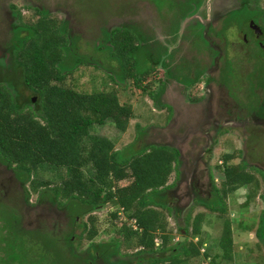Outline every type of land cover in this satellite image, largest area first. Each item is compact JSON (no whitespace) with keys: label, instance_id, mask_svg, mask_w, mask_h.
Segmentation results:
<instances>
[{"label":"trees","instance_id":"1","mask_svg":"<svg viewBox=\"0 0 264 264\" xmlns=\"http://www.w3.org/2000/svg\"><path fill=\"white\" fill-rule=\"evenodd\" d=\"M147 1H156L160 7L164 4V0ZM189 1L175 3V14L185 11L182 17L186 16L193 9ZM36 12L38 19L32 17L17 27L12 69L3 76L0 73V166L21 185L22 206L46 203L56 211L63 210L72 231L58 236L41 226L27 227L21 206L0 198V264H195L200 258L210 259L209 264H231L235 244L229 205L243 187H252L248 198L255 196L259 183L252 170L256 168L249 167L245 160L235 164L239 152L220 156L221 167H216L221 173L220 183L212 187L210 199L199 197L196 202L223 222L220 255L203 253L207 242L202 227L204 212L186 214L184 226L175 224V230L168 224L169 218L176 219L181 212L171 206L168 194L174 186L168 184L171 176L178 180L180 174L178 149L153 144L140 150L130 145L118 151L110 139L93 133L94 127L107 122L125 132L134 117L133 108L121 103L114 91L86 93L67 83L73 72L83 66L94 67V61L79 53V38L71 36L66 20ZM240 13L250 18L247 7ZM175 20L170 32L165 33L168 43L177 30ZM101 30L103 44L98 42L92 51L108 49L121 77L114 74L111 78L120 86L131 81L136 90L161 108L171 77L172 56L141 27L118 24L111 31ZM158 68L166 70V83L161 81L157 89H152L153 82H145ZM198 76L185 84L195 82ZM22 90L37 98L35 104L32 97L24 98ZM42 167L63 169L65 177L58 184L39 181L34 176ZM32 195L37 196L35 206L29 204ZM102 208L108 210L105 223L118 227V235L112 242L95 244L102 225L96 212ZM82 217L86 221L80 222ZM73 228L79 233L75 234ZM175 232L184 240H175ZM254 235L264 245V210ZM122 247L132 253L119 259Z\"/></svg>","mask_w":264,"mask_h":264},{"label":"rangeland","instance_id":"2","mask_svg":"<svg viewBox=\"0 0 264 264\" xmlns=\"http://www.w3.org/2000/svg\"><path fill=\"white\" fill-rule=\"evenodd\" d=\"M32 1L36 4H44L46 8H56L67 13L69 20L71 21L72 35H79L82 38L78 37L79 39H77L76 43L79 53L92 58L94 61V67L90 65L78 68L77 71L73 72V74L68 77L66 82L72 83L76 86V89L86 93L97 92L100 90L114 91L117 93L121 103L129 104L133 108L134 117L130 121L125 132L118 131L112 123L107 122L103 126L94 127L91 130L93 133L110 139L114 143L115 149L118 151H122L130 145H134L133 148L135 150H140L144 146L153 144L170 145L173 143L171 138L172 135L179 138L183 137L184 128L180 127V125L187 120L185 114H190L189 119L192 123L199 116L200 108L190 107L186 104V100L183 98V89L180 86L170 83V87L168 86L169 88L161 98V101L166 105L163 104L160 108L147 95L136 90L131 81L123 82V85L120 86L111 78L114 74H117V77L119 78L121 77L118 75L119 67L114 60L110 58V53L107 51L108 49L100 52H96L95 50L92 51L93 46L98 42H101L103 38V31L101 28L111 30L118 24H128L141 27V29L153 39H156V37L158 38L159 36L166 37L165 33L170 32L173 24V22L169 23L168 20H170L171 14L166 10L173 9V11L178 13L173 0H164V4L160 3L162 7H160L155 0V3L148 2L147 0ZM193 1H196L197 3L202 2V0ZM155 7L159 10L163 9V11H158ZM23 12L25 14L23 16H30V10L23 9L22 13ZM55 16L59 18L58 20L62 18V16L57 13ZM7 27V23H2L0 25V44L8 42L9 34L7 33ZM197 29V27L190 26L189 36L192 38L189 39L190 45L188 47V45L183 43L181 49V51L183 53L185 52L186 56L191 58L193 62H187L186 65H175L176 71L172 77L180 84H185L186 80H188L192 74L195 75L194 77L198 76L197 74H200V71H198L199 69L196 70L194 68H205L203 61L209 62L210 59L208 58L212 59L215 54L211 46H209V43H207L204 34L202 32H196ZM215 34L220 38L218 33L215 32ZM228 34L229 31L226 34L223 33L225 36ZM16 35L17 31L13 29L12 38L9 44L12 42V39L16 44ZM156 40L159 41L158 39ZM101 44H103V41ZM222 49L224 55H229L227 49L225 50L223 47ZM246 49L247 52H249V46H246ZM256 49L257 48L250 46V51L252 53L246 54V63L241 61V63L236 64L235 61L240 60L235 58L234 63H231L226 61L225 57L219 62L220 67H222L224 63V67L220 70L222 78L219 80L223 82V88L226 90V94L228 93V96L230 97L227 98V96L224 99L225 102L231 104L232 100H234L238 105H244L248 112L257 111V109H255L256 101H254V99L256 95L260 93L255 92V90L264 87V53ZM242 52H239V54L241 55ZM95 66H97V68ZM213 75V77L217 79V73H214ZM162 78L161 71H155V73L152 74V77L147 79L145 84L152 81L153 85L151 88L155 89V84L157 83L154 81L161 80ZM254 79H257V85L254 82H251ZM211 87L213 89L215 101V96H217L219 90L216 84ZM197 89V92H195V94H197L196 96L201 94V84L197 85ZM220 92L225 95V92L221 88ZM21 93L25 99L31 96L34 98L33 95L26 90H22ZM189 96L190 92H188V97ZM169 103H173L178 110L177 121H173L169 111ZM247 136L249 137V140L247 143L245 142V144L242 142V135L234 136L236 140L235 142L231 138L232 134L230 136L220 137L218 144L213 148L214 150L211 155L209 170L214 179H219L221 173L218 172V169L216 168L218 165L221 167V163L219 164V158L222 154L232 152H239L235 164H239L243 157L244 160L247 161L249 167L256 168L252 170L257 176L256 178L259 183V189L256 190L255 196L248 198L251 194L252 187H243L235 192L233 195L235 202L231 201V205H229L228 216L233 220L232 228L235 244L234 258L231 264H264V245L258 243L254 235L258 225V218L260 217L262 210H264V201L261 199L264 198V176L262 175L264 173V131L260 132L259 130H253V134ZM192 137L200 138L199 134H194L189 138L192 139ZM200 140L203 141V138H200ZM200 144L202 145V143ZM204 144H208V142L206 141L203 145ZM182 150L185 152L186 150H189V148L185 146L182 147ZM197 152L198 150L196 151V154ZM127 157L128 156L125 158ZM201 171L204 172L203 169ZM205 176L202 178V182L206 181ZM64 177L65 171L63 169L56 170L49 167L40 168L34 176V178L39 181H51L53 184L60 183ZM219 183L220 180L215 184L218 185ZM168 184L174 185L170 190L175 189L178 182L175 180L174 175L171 176ZM178 191L179 196L183 197L181 201L182 211L178 218H169V221L167 220L169 227L175 230V224L179 223L181 226H184V216L188 213L194 216L199 212H204L206 216L205 223L202 227L207 242L206 245L203 246L202 252H207L210 256L215 254L220 255L218 241L223 227L222 220L216 219L214 214L209 213L208 210H204V208L197 205L195 201L191 202L186 195L187 190L185 184H181ZM0 198L4 203H12L15 207H19V205L21 206L20 213L23 217V223L27 227L36 228L41 226L49 229L52 233L58 236L65 235V233L72 231L71 227L67 224V218L65 219L66 216H62L63 210H59L58 212L54 206H50L46 203H40V205L36 207L22 206L23 189L17 180L15 181L12 173L5 171L2 166H0ZM36 198V195H32L29 204L35 206ZM6 210L9 212L11 211V209L8 208V205H6ZM107 211L106 208H102L96 212V216H98L100 224L102 225L99 227L100 233L95 244L111 241L118 235V227H112L113 225L109 224V222L108 225L105 223L108 218ZM56 212L58 214H55ZM242 212L247 213L243 214ZM120 216L123 217L122 214H120ZM79 221H86V217H82ZM73 231L76 232L75 234L79 233V230L77 229L74 230L73 228ZM174 236L175 240H181L180 237H183V235L177 237V232L174 233ZM197 239L198 238L194 239V241ZM85 246L86 244H83L82 248L84 249ZM121 250V255L118 257L119 259H123L125 254L132 253V250H127L125 247H122ZM209 261L210 259L203 260L200 258V260L195 261V264H209ZM139 264H146V262Z\"/></svg>","mask_w":264,"mask_h":264},{"label":"flooded vegetation","instance_id":"3","mask_svg":"<svg viewBox=\"0 0 264 264\" xmlns=\"http://www.w3.org/2000/svg\"><path fill=\"white\" fill-rule=\"evenodd\" d=\"M173 1L175 3H185L186 0ZM188 4L191 5L193 9L187 11L188 13L183 17L182 13L185 11H179V14L176 15L175 11L170 12L166 10L171 14L169 22L172 23L173 19H177L175 22L177 21L178 23L177 30L168 38L170 42L168 43L164 36L156 37L163 46V49H166L167 53L172 56V63L169 66V75L171 74V77L167 79L168 84H166L163 95L170 85L174 83L183 89L182 93L183 98L186 100V104L190 107L200 108V112L198 111L199 118L197 117L192 123L189 119L190 114H185L187 120L180 125V127L184 128L183 137L179 138L173 135L171 137L173 143L170 145L177 148L180 154V166L178 167L180 174L177 180V186L174 190H170L168 194L171 199V206L179 208L181 211V201L183 197L178 194L181 184L186 185V195L191 202H197L199 197L202 199H210L209 192L219 179H214L212 177L209 165L214 150L213 148L218 144L220 137L230 136L232 134L231 138L235 142L234 136L242 135V142L245 144V142L247 143L249 140L247 135H252L253 130H259L260 132L264 131V90L262 88L255 90V92L260 93L257 94L254 99V101H256L255 109H257V111L248 112L244 105H238L232 99H230L232 100L231 104L225 102L224 99L228 96V93L226 94V90L223 88V82L219 80L222 78L220 70L224 67V63L222 67L219 66V62L222 58L225 57V60L231 63H234L235 59L240 60L235 61L236 64L241 63V61L246 63V54L252 53L250 51V46L264 53V0H249L247 3H245V0H202L201 3L191 0ZM246 4L248 6H246ZM244 7H247L250 18L240 13V10ZM23 9L30 10V16H23L25 15L24 12L22 13ZM36 11L42 13L46 12L52 15L56 13L60 14L62 16L60 20L67 21L71 36L81 38L79 35H72L69 16L59 9H49L46 8L44 4H36L32 0H0V25L2 23H7V33L9 34L8 42L0 44V73L2 76L12 69L11 63L13 62L15 44L13 43V39L10 44L9 42L12 38L13 29L17 30V27L21 28L20 26L22 24L20 23L23 21L27 23L26 19L31 20L32 17L35 20L38 19V13ZM260 11L263 12V14H261ZM190 26L197 27L198 29L196 32H202L204 34L207 43H209V46H211L215 54L212 59L208 58L210 59L209 62L203 61L205 68H194L200 71L198 79L186 85L178 83L172 76L176 71L175 65H186L187 62H193L191 58L186 56L185 52L183 53L181 51L183 43L188 45V47L190 45L189 39H192L189 36ZM111 30L108 29V31ZM228 31L229 34L227 36L223 35V33L226 34ZM215 32L220 35V38ZM246 46H249V52H247L248 48L246 49ZM222 47L228 50L229 55H224ZM239 52H242V54L240 55ZM157 70L161 71L163 78L154 81L157 83H154L156 86L155 89H157L161 81L165 85V78L167 76L165 69L158 68ZM214 73H217V79L213 77ZM194 76L195 75L192 74L188 80H194ZM256 81L257 79H254L251 82L257 85ZM199 84H201V94L196 96L197 94H195V92H197V85ZM215 84L219 92L217 96H215L214 101V93L211 86ZM220 88L225 92V95L220 92ZM188 92H190L189 97ZM33 97L32 100L35 103L37 98L34 95ZM227 98L230 97L228 96ZM163 104L166 105L165 103ZM168 106L173 121H177L178 110L176 106L173 103H169ZM194 134H199L200 138H203V141H201L199 137L189 138ZM206 141L208 144L203 145ZM200 143H202V145ZM185 146H187L189 150L184 152L182 147ZM197 150L198 152L196 154ZM242 160H244L243 157L241 161ZM245 162L247 163L246 160ZM220 163L221 161L219 164ZM200 168H202L204 172H202ZM5 171L7 170L5 169ZM204 176L206 177V181L202 182ZM55 214L58 213L56 212ZM64 215L65 214L62 213V216Z\"/></svg>","mask_w":264,"mask_h":264},{"label":"water","instance_id":"4","mask_svg":"<svg viewBox=\"0 0 264 264\" xmlns=\"http://www.w3.org/2000/svg\"><path fill=\"white\" fill-rule=\"evenodd\" d=\"M180 239H181L180 241H183L184 240V237H180Z\"/></svg>","mask_w":264,"mask_h":264}]
</instances>
